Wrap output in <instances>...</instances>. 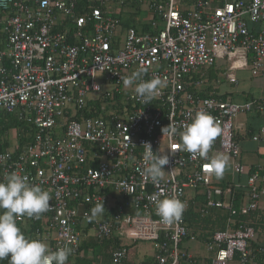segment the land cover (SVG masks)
Masks as SVG:
<instances>
[{
	"label": "built area",
	"instance_id": "built-area-1",
	"mask_svg": "<svg viewBox=\"0 0 264 264\" xmlns=\"http://www.w3.org/2000/svg\"><path fill=\"white\" fill-rule=\"evenodd\" d=\"M146 4L151 31L125 29L128 8ZM219 61L227 84L237 86V72L245 70L264 80V0H0V114L31 130L23 145L17 130L0 139V181L16 172L51 196L38 219L17 220L26 238L82 256L80 229L103 203L106 219L92 222L91 231L98 242L117 236L110 264H144L131 259L126 240L151 244L150 264H264L256 256L264 253L257 230L264 222L237 217L264 215V168L242 163L233 124L240 114H264V102H236L220 92L203 97L207 69H222ZM137 71L140 79L126 88L123 78ZM97 75L113 90L104 92ZM155 76L166 86L143 103L135 84ZM198 111L221 128L209 158L229 157L233 177L246 184L221 187L205 170L209 161L180 146L179 133ZM170 123L178 129L172 137L162 132ZM252 140L264 148V125ZM146 142L170 157L158 184L145 179ZM235 189L244 191L239 210ZM153 196L180 199L181 219L163 222ZM190 210L201 225H188ZM187 242L206 254L189 253Z\"/></svg>",
	"mask_w": 264,
	"mask_h": 264
},
{
	"label": "clouds",
	"instance_id": "clouds-1",
	"mask_svg": "<svg viewBox=\"0 0 264 264\" xmlns=\"http://www.w3.org/2000/svg\"><path fill=\"white\" fill-rule=\"evenodd\" d=\"M141 71L133 72L123 78L124 86L130 87L139 80ZM166 86V81L159 76L149 81H141L135 84L136 98L148 104L158 91ZM178 129L169 124L162 129L163 134L175 136ZM181 147L190 153L193 158L197 156L208 160L204 165L205 170L214 174L216 178H222L228 165V158L217 155L209 158L208 153L214 141L221 134L220 126L214 117L204 111H198L191 123L183 126L179 133ZM144 175L146 180L158 184L164 175V167L169 164L168 154L154 152L150 143L144 144ZM50 193L42 189L40 185L30 184L27 176L16 172L8 174L0 181V260L9 259V264H67L72 248L65 245L55 251L41 240L29 239L17 226V220L21 217L39 218L50 207ZM156 201V212L161 220L167 224L179 221L185 210V204L177 197L159 199ZM91 216L95 217L105 211L104 204H97L91 208Z\"/></svg>",
	"mask_w": 264,
	"mask_h": 264
},
{
	"label": "crops",
	"instance_id": "crops-1",
	"mask_svg": "<svg viewBox=\"0 0 264 264\" xmlns=\"http://www.w3.org/2000/svg\"><path fill=\"white\" fill-rule=\"evenodd\" d=\"M145 10L144 7H137V10L134 11L133 9L131 8H128V10L124 13V17L127 18L126 16H129L131 13L134 14L138 20H136L137 24L140 25L138 26L137 28L141 29V25L142 24H147L146 22L147 21H143L140 19V14ZM131 12V13H129ZM148 12V11H147ZM129 13V14H127ZM127 14V15H125ZM142 30V29H141ZM246 72H249V70H245ZM259 79V78H257ZM264 82V81H263ZM240 85V81L238 83V85L236 86V89L239 87ZM214 88H217V87H214ZM218 92L220 91L219 89L217 90ZM239 93H241L240 95H242L245 99L243 100H237L236 102H246V101H252V100H260L262 102H264V97L262 96V88L260 87V85H255V86H252V89L250 90V92H245L244 90H238ZM220 93H226V96L230 99H232L233 101L235 100V93L234 91L232 90H225L224 92H220ZM253 114H257L258 116L262 115L263 116V120H264V114H261V113H258V112H251ZM264 125V121L261 125H259L257 127L256 130H253L252 128L250 129L249 132H247V135L249 136V139L253 142L252 140V136L257 134V132L259 131V128ZM238 137V142L240 143V146L243 148V150L245 149L248 153H254L256 156L258 157H262L264 158V148H262L261 146H259L258 144H256L255 142V146L253 148H250L249 147V142H248V138L247 137H242L240 135L237 136ZM253 143V144H254ZM241 148V150H242ZM241 161H242V155H241ZM243 163V162H242ZM231 164V162H230ZM244 164V163H243ZM246 167H249V168H252L253 170L256 169V168H259V167H262L264 168V165H261V164H250V165H246L244 164ZM230 168V175L228 177V179L224 180L223 182L225 183H229L226 186L228 187H232L233 188V185L236 183V182H241L242 184H246V181H247V178L246 177H233V174H232V170H231V165L228 166ZM217 178L215 177V180ZM222 183V182H221ZM220 183V184H221ZM224 188V187H223ZM236 190V189H235ZM236 191H240L242 192L243 190H236ZM195 193V192H194ZM202 194V193H201ZM194 195V194H193ZM192 195V196H193ZM200 198H202V201L199 203L200 204H205L206 202V197L205 195H198L197 196V199L200 200ZM228 197H226L227 199ZM101 217L99 219H96V218H93L92 217V221L91 223H87V224H84L83 227L80 229V232L82 233V239L83 241H87V242H91L92 240H94V236H91V228H92V222L94 221H99L102 219V217L106 216V213L105 211L100 215ZM91 220V219H90ZM89 222V221H88ZM210 222V220H205L202 224L205 225V224H210L208 223ZM197 225H201V220L198 221V224ZM96 241V240H95ZM111 241H114V240H110V241H104V246L107 247L108 245V248H107V252L106 251H103L101 252L99 255H98V252L92 247L91 249L87 250L85 249L83 252H82V260L86 259V258H89L87 260H90L91 259V264H103V261H105V264H109V261H110V257H111V250L116 248L114 247L115 245H113V242ZM83 243V242H82ZM189 243H195V242H189ZM126 245H128L129 249H130V257L131 259L134 261V262H142L144 264H150L151 261H152V257H153V251H145L144 253V258L143 260H139L138 259V250H137V245L135 243H132V242H129L127 243ZM195 247H194V251H195V254L193 255H199L200 253L201 254H206L204 251H203V247L198 244V243H195ZM151 252V254H150ZM95 253L97 255H95ZM93 254V255H92ZM73 257V256H72ZM79 257V256H78ZM103 258V260L101 258ZM74 259L76 257H73ZM86 260V261H87ZM100 260V261H99ZM102 260V261H101Z\"/></svg>",
	"mask_w": 264,
	"mask_h": 264
},
{
	"label": "rangeland",
	"instance_id": "rangeland-1",
	"mask_svg": "<svg viewBox=\"0 0 264 264\" xmlns=\"http://www.w3.org/2000/svg\"><path fill=\"white\" fill-rule=\"evenodd\" d=\"M149 2H151L152 0H147ZM118 6L117 5H112L111 9L112 10H116ZM145 8V10L140 14V19L143 21H148L150 20L153 16L150 12H147V4L143 6ZM124 39V38H123ZM219 63L222 64V69H220V74L218 77V81L219 83L216 84L214 87H217L220 91L219 92H224L225 90H232L235 93V100L234 101H241L243 99H245L242 95H240L241 93L238 92V90H244L245 92H250V90L252 89V86L255 85H260V87L262 88V96L264 97V80L263 79H257L254 78L250 72H246V71H239L237 72V76H238V80L240 81V85L239 87L236 89V86L230 85L226 83V80L223 76V73H225L224 68L225 65L223 64V62L219 61ZM96 82L98 84L101 85V87L103 88V91H112L113 90V86L105 81V78L101 75H97L96 77ZM97 96L95 95H89V98H96ZM263 116L260 115L258 116L257 114H253V113H247V114H240L238 115L236 118H234L233 120V124L236 130V134L237 136L240 135L242 137H247L248 138V142H249V147L253 148L255 146V143L252 142L249 139V136L247 135V132L250 131V129L252 128L253 130H256L257 127L259 125H261L263 123ZM254 143V144H253ZM242 148V147H241ZM218 155V154H217ZM216 155V156H217ZM227 157V156H226ZM228 158V165L224 171L223 177L222 178H217L215 180L216 183H221L224 180L228 179L229 175H230V168L228 167L230 165L231 159L229 157ZM242 162L246 165H250V164H261L264 165V158L262 157H258L256 156L254 153H248L245 149L243 150L242 148ZM189 197H191L194 192L193 191H188L187 192ZM101 215V214H100ZM97 215L93 218L99 219L101 216ZM88 222L86 221L85 224H87ZM95 235V231H91V236ZM54 236V235H53ZM130 241L126 240L125 243H129ZM137 250H138V259L139 260H143V256H144V252L145 251H152V245L149 243H137ZM195 243H185L184 247L189 253L191 254H195L194 251V247H195ZM151 254V252H150ZM93 255V254H92ZM101 258V257H100ZM104 258V257H103ZM103 258H101L103 260ZM101 260V261H102ZM100 261V260H99ZM103 264H105V261H103Z\"/></svg>",
	"mask_w": 264,
	"mask_h": 264
},
{
	"label": "trees",
	"instance_id": "trees-1",
	"mask_svg": "<svg viewBox=\"0 0 264 264\" xmlns=\"http://www.w3.org/2000/svg\"><path fill=\"white\" fill-rule=\"evenodd\" d=\"M188 2H193V0H188ZM131 13V12H129ZM127 13V14H129ZM125 14V15H127ZM127 18L124 17V21H123V25H124V28L127 29V28H130V27H138L140 25L137 24L136 20H138V18L134 15V14H130L129 16H126ZM138 25V26H137ZM141 29L143 30V32H150L151 29L150 27L148 26V24H142L141 25ZM140 29V30H141ZM220 69H216V68H210V69H207V84L204 88V91L201 93L203 97H208L207 94L211 93V92H215V93H218V88H214V86L216 84H218V77H219V74H220ZM229 96V95H227ZM227 96H224V97H227ZM97 105H100L99 103H97ZM97 113H99L100 111V108L98 107L97 109ZM96 113V115H97ZM87 114V113H86ZM28 129H30V127L27 125V124H24L20 121L17 120V118L15 116H12V115H7V114H0V139L4 137V135L9 132L10 130H17L18 133L22 134L19 136V140L20 142L22 143V145L24 143H26L27 141L30 140V134H31V130L28 131ZM30 135V136H29ZM237 140H238V137H237ZM239 141V140H238ZM229 183H225V182H222L221 184H219L221 187H225V185H227ZM243 192H240L238 191V193L236 194V204H235V207L237 210H239V207H240V203H241V200L243 198ZM198 201H202V198H200V200L198 199ZM91 210V209H90ZM238 218H241L242 220H248V219H253V220H260V221H263L264 222V215H259V214H250L249 216H241V215H238L237 216ZM104 219H106L104 217ZM200 220L199 217H197V215H195L194 211L190 210L187 214H186V221L188 223V225L190 226H197L198 224V221ZM88 222V221H87ZM89 224L91 223V220H89L88 222ZM210 223V222H208ZM85 224V222H84ZM258 232V235H259V238L261 236H264V228H259L257 229ZM96 239L92 240L91 242H87V241H83L82 243V251H84L85 249L89 250L91 249L92 247L98 252V255L103 252V251H106L107 252V248H108V245L107 247L104 246V243L103 242H98L97 240L95 241ZM114 241H111L113 242V245H115L114 247H119L120 246V242L118 241V238L117 236L114 235ZM259 240V239H258ZM253 247L255 246H258V242H253ZM263 245V244H262ZM260 246V244H259ZM264 246V245H263ZM95 255H97L95 253ZM256 256L257 258L259 259V261L263 262L264 260V253H256ZM89 258H86L84 260H82V257H76L75 259L72 257V256H69V259H68V262L67 264H91V259L90 260H87ZM87 260V261H86ZM4 262L6 264L9 263V259L5 258L4 259ZM109 264H110V261H109Z\"/></svg>",
	"mask_w": 264,
	"mask_h": 264
}]
</instances>
